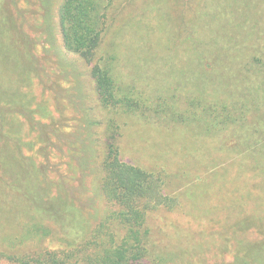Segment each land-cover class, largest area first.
<instances>
[{
  "label": "rangeland",
  "instance_id": "1",
  "mask_svg": "<svg viewBox=\"0 0 264 264\" xmlns=\"http://www.w3.org/2000/svg\"><path fill=\"white\" fill-rule=\"evenodd\" d=\"M65 1L0 0V264H264V119L254 104L224 128L165 117L172 104L192 114L189 102L208 91L203 69H232L250 90L242 71L251 76L253 50H264L253 25L264 0L215 10L217 0H99L101 39L87 57L63 40ZM217 16L225 40L246 44L237 62L203 41ZM234 22H246L244 41ZM106 65L142 111L102 103L95 74ZM244 92L248 103L255 95ZM114 160L151 176L152 192L113 195ZM138 240L147 251L136 260Z\"/></svg>",
  "mask_w": 264,
  "mask_h": 264
},
{
  "label": "trees",
  "instance_id": "2",
  "mask_svg": "<svg viewBox=\"0 0 264 264\" xmlns=\"http://www.w3.org/2000/svg\"><path fill=\"white\" fill-rule=\"evenodd\" d=\"M227 1L228 0H217L216 6L213 10L218 8V5L220 6V9H222L221 5L223 4L222 6H224V4L228 3ZM98 2L99 0H66L61 7L60 25L65 45L73 51L82 53L85 57L97 48L101 39L104 23L97 12ZM233 13L239 12L233 9ZM220 14L222 15L223 11H220ZM249 15L251 16L252 13ZM250 18L251 19L249 20L253 22L256 21L255 18ZM259 18L263 19L260 15ZM223 19L224 16H217L214 19V22L205 34V39L203 41H208L209 38H212L213 41L209 40L211 44H214L212 46L217 47V50L223 51L227 48V52H234L232 59L237 62L243 58L244 54L246 56V44H243V46H237L238 44L231 42L234 41V39L230 41L225 40V37H228L225 35H228L229 30L226 28L225 24H222ZM232 25L236 32H241V36L237 35L236 38H242L244 41L248 37L246 22H234ZM253 25L257 26L260 29V32L264 34V21L262 23L259 21V23ZM254 41L261 40L254 38ZM204 44L208 43L204 42ZM212 46L204 45L205 56H208L207 54L213 51ZM253 51L254 53H252V57L248 62V67L252 70L250 74L251 76L246 74L248 68L242 71L248 78L245 83H243V87L251 85L250 90H247V88L246 90H242L241 87L231 79V77L236 78L234 77L232 69V75L225 74L230 78H227L225 75H213L208 72L209 69H203L201 80L204 85L206 84L208 86V91L198 93L193 101L189 102L188 106L192 114H187L185 116L183 112L177 110L176 104H172L171 110H166L165 117L175 119L178 116L183 123L192 120H199L210 122V124L207 125V128H210L211 126H221L224 128L226 126H234V124L238 125L241 123L242 120L250 114L248 105L251 106L254 104V106L251 107H254V111L258 114L257 117L264 119V110L260 108V104H264V50L259 46L258 49L256 48ZM257 51H259L261 55H258ZM218 58H220V56ZM218 58L217 60H219ZM236 62L231 63L233 69L240 68ZM104 67L105 68L100 70L98 69L95 74L96 92L102 103L107 106H122L128 110L142 111V108H145L143 105L144 99L140 95L136 98V93L130 91L126 92L125 90L123 91V88L120 87L119 83L111 74L109 67L107 65ZM244 91L249 94L253 92L255 95L254 97L250 96L248 103L247 95ZM167 108H170V106ZM157 110L159 112L164 111L160 106L157 107ZM262 130H264V127ZM257 132L256 129L253 132V135H258ZM108 166L109 184L113 186V195H121V198L128 199L134 195L140 196L152 192L154 186V182L151 179L152 177L145 174L143 171L117 162L116 160ZM126 206L129 205L127 204ZM129 207L131 208V206ZM138 242L139 243L136 246L138 250L135 251L136 253H131L136 260L140 259L141 256L143 257L144 254L146 255L147 251H145L143 245H141L142 242L140 240H138ZM6 258L9 257L0 254V259ZM42 259L41 262H43V264H48V259ZM119 259L121 262L126 260L124 257L119 256L110 264H119ZM29 261L34 264H42L41 262L39 263V260L35 259H29Z\"/></svg>",
  "mask_w": 264,
  "mask_h": 264
}]
</instances>
